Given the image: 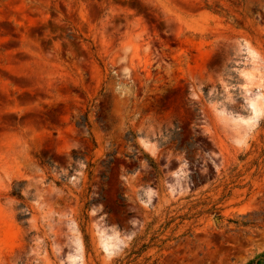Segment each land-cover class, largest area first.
<instances>
[{"label":"rangeland","instance_id":"obj_1","mask_svg":"<svg viewBox=\"0 0 264 264\" xmlns=\"http://www.w3.org/2000/svg\"><path fill=\"white\" fill-rule=\"evenodd\" d=\"M256 95L264 0H0V264L263 255Z\"/></svg>","mask_w":264,"mask_h":264},{"label":"trees","instance_id":"obj_2","mask_svg":"<svg viewBox=\"0 0 264 264\" xmlns=\"http://www.w3.org/2000/svg\"><path fill=\"white\" fill-rule=\"evenodd\" d=\"M76 127L79 128V129H82V130H86L87 132H89V134L91 136V125H90V122H89L88 114H85L78 121H76ZM94 145H95V143H94ZM73 158L74 159L77 158L76 153H73ZM110 163L111 162H108V164L106 163V165H109ZM47 164L50 165V162H47ZM11 196L14 197V198H16L19 201H22V198H21V186H15L13 188V191L11 193ZM117 205L120 208H125L126 207L125 198L123 197V195H119L118 196ZM21 208H24V205L22 203L18 206V209H21ZM28 217H29V214L21 213V214H18L17 215L16 219L23 226H26L25 220ZM147 249H149V246H146V245L142 246V248L140 249V251L138 252V254H142ZM248 264H264V254L261 255V256H259L258 258H255V259L251 260Z\"/></svg>","mask_w":264,"mask_h":264},{"label":"bare ground","instance_id":"obj_3","mask_svg":"<svg viewBox=\"0 0 264 264\" xmlns=\"http://www.w3.org/2000/svg\"><path fill=\"white\" fill-rule=\"evenodd\" d=\"M263 96L261 95H256V96H253V98H251V101H250V105H251V109H252V114L253 116L257 117L258 115L261 114V110H262V106H263ZM104 243H105V240H102ZM78 256L79 254H75L73 255V257H75L77 259V264H79L78 262ZM73 259L71 258L68 262V264H73L75 261H73Z\"/></svg>","mask_w":264,"mask_h":264}]
</instances>
